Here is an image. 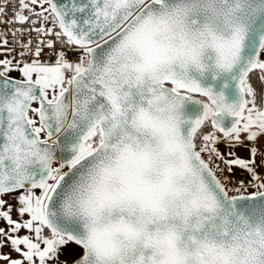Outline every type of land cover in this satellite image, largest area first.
Listing matches in <instances>:
<instances>
[{"label": "snow or ice", "instance_id": "snow-or-ice-1", "mask_svg": "<svg viewBox=\"0 0 264 264\" xmlns=\"http://www.w3.org/2000/svg\"><path fill=\"white\" fill-rule=\"evenodd\" d=\"M0 23V260L264 264V0H4Z\"/></svg>", "mask_w": 264, "mask_h": 264}, {"label": "crops", "instance_id": "crops-1", "mask_svg": "<svg viewBox=\"0 0 264 264\" xmlns=\"http://www.w3.org/2000/svg\"><path fill=\"white\" fill-rule=\"evenodd\" d=\"M0 51H2V50H0ZM4 56H5V54H4ZM10 75L13 76V77H17V78H18V77L20 76V73L17 72V71H12V72L10 73ZM259 143L264 144V136L260 137V141H259ZM218 147H219V149H220L221 152H225V151H226L225 146H224L223 143L219 144ZM236 154H237L238 156L242 157V158H247V157L249 156V152H248V150H247L246 148H238V149L236 150ZM259 171H260L262 174H264V168L260 169ZM230 174H231L233 177L237 178L239 181H240V180H244L245 182H247V180H248V174H247L245 171H243V170H241V169H239V168H234V169H233V172L230 173ZM5 199H7V197H5ZM10 203L15 204V201H10ZM12 215H13V219H17V218H18V217H17V214L15 213V211L12 213ZM2 226H3V223H0V227H2ZM26 231H27V230H21V233H20V234L23 235V234L26 233ZM0 239H2V237H0ZM77 248H79V247L76 246V245H74V244L70 245L69 248L65 250V255H62V256H61V259H62V260H63V259H67V258H69V256L72 257V255H69L68 253H69L70 251H73V250H74L75 252H78ZM79 249H80V248H79ZM0 252H3V253H10L11 256H12L13 258H16V257L18 256L17 253H15V252H11L10 248L7 247V246L4 247V248H2V249H0ZM0 264H5V262L2 261V260H0Z\"/></svg>", "mask_w": 264, "mask_h": 264}, {"label": "built area", "instance_id": "built-area-1", "mask_svg": "<svg viewBox=\"0 0 264 264\" xmlns=\"http://www.w3.org/2000/svg\"><path fill=\"white\" fill-rule=\"evenodd\" d=\"M3 3H4V0H0V4H3ZM11 16H12L11 3H9V8L6 11V15L4 16V19H9V18H11ZM9 27L15 28V27H18V25H8V24L0 23V32H4ZM24 27H28V25H24ZM31 35H32L33 38H35V34L34 33H32ZM17 36H19V33H17ZM7 38L9 39V41L12 40V36L11 35H8ZM25 39H27V37H25ZM9 47H13V45L10 43ZM17 51H18V49H17ZM45 52H47V49H45ZM4 53H5V51H4ZM8 55L15 56V52L9 53ZM68 56H69V59H75V54L72 53V52H69ZM16 59H19V57L17 56ZM41 59L42 60H47V59H49V57L44 55V56L41 57ZM221 166H223V165H221ZM225 177H227V180L230 182L229 183L230 187L235 185L236 182L239 181L237 178L233 177L227 170H225L224 173L221 174L219 178L222 181H224ZM249 191H251V188H249Z\"/></svg>", "mask_w": 264, "mask_h": 264}, {"label": "rangeland", "instance_id": "rangeland-1", "mask_svg": "<svg viewBox=\"0 0 264 264\" xmlns=\"http://www.w3.org/2000/svg\"><path fill=\"white\" fill-rule=\"evenodd\" d=\"M4 51H0V59H4L5 58V56H4ZM35 106V105H34ZM77 250H78V252H80V251H82L81 249H79V248H77ZM68 260H71V259H73V256L71 257V256H69V258H67Z\"/></svg>", "mask_w": 264, "mask_h": 264}, {"label": "water", "instance_id": "water-1", "mask_svg": "<svg viewBox=\"0 0 264 264\" xmlns=\"http://www.w3.org/2000/svg\"><path fill=\"white\" fill-rule=\"evenodd\" d=\"M13 77V76H12ZM14 78H17V77H14Z\"/></svg>", "mask_w": 264, "mask_h": 264}]
</instances>
